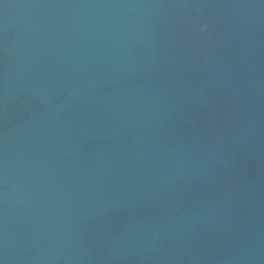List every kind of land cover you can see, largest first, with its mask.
<instances>
[{
	"label": "water",
	"instance_id": "1",
	"mask_svg": "<svg viewBox=\"0 0 264 264\" xmlns=\"http://www.w3.org/2000/svg\"><path fill=\"white\" fill-rule=\"evenodd\" d=\"M0 264H264V0H0Z\"/></svg>",
	"mask_w": 264,
	"mask_h": 264
}]
</instances>
